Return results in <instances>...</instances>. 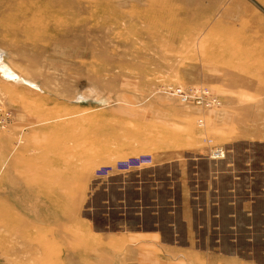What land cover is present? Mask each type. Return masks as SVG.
Masks as SVG:
<instances>
[{
	"label": "rangeland",
	"instance_id": "obj_1",
	"mask_svg": "<svg viewBox=\"0 0 264 264\" xmlns=\"http://www.w3.org/2000/svg\"><path fill=\"white\" fill-rule=\"evenodd\" d=\"M0 61L20 77L0 63V264L129 262L124 241L83 216L78 176L105 162L80 148L95 121H143L147 99L167 104L148 115L178 147L229 155L235 179L221 190L234 183L256 202L251 232L226 247L264 264V0H0ZM178 88L219 104L184 102Z\"/></svg>",
	"mask_w": 264,
	"mask_h": 264
},
{
	"label": "crops",
	"instance_id": "obj_2",
	"mask_svg": "<svg viewBox=\"0 0 264 264\" xmlns=\"http://www.w3.org/2000/svg\"><path fill=\"white\" fill-rule=\"evenodd\" d=\"M105 106L104 116L119 115V105ZM144 107L143 121L103 127L95 121L96 132L88 137L87 146L82 140L81 159L105 165L124 156H157V161L142 169L114 171L106 178L78 176L86 187L83 216L97 234L124 241V248L132 254L123 255L122 260H143L136 264H246L237 247L226 245L236 244L242 225L251 232L249 220L256 197L237 196V187L231 182L221 190L224 175L235 179L229 155L214 158L199 148L178 147L182 142L171 141L167 126L148 115V108L155 113L160 107L162 118L167 104L147 99ZM203 162H207L204 168ZM76 167L73 163L66 169Z\"/></svg>",
	"mask_w": 264,
	"mask_h": 264
},
{
	"label": "built area",
	"instance_id": "obj_3",
	"mask_svg": "<svg viewBox=\"0 0 264 264\" xmlns=\"http://www.w3.org/2000/svg\"><path fill=\"white\" fill-rule=\"evenodd\" d=\"M174 94H177L184 102H193L205 106L219 104L217 97L212 95L208 90H201L198 88H178L175 90ZM224 153V149L219 148L216 150V152H213L212 156L215 158H222L225 157ZM152 162L153 157L150 154H140L138 156H132L126 159L118 160L113 165L101 166L96 170V176L98 178H105L110 176V174L114 171L129 172L134 169L150 166Z\"/></svg>",
	"mask_w": 264,
	"mask_h": 264
},
{
	"label": "bare ground",
	"instance_id": "obj_4",
	"mask_svg": "<svg viewBox=\"0 0 264 264\" xmlns=\"http://www.w3.org/2000/svg\"><path fill=\"white\" fill-rule=\"evenodd\" d=\"M2 61V60H1ZM0 61V63H1V68H2V70H4L5 72V74H7L9 77L10 76H12V77H14V78H16V77H18V78H20L18 75H16L14 72H13V70L11 69V68H9V67H6L5 66V64L3 63V62H1ZM16 75V76H15ZM22 80V79H21ZM219 148H222V147H219ZM222 149H224V148H222ZM214 152H216V150L214 151ZM221 153V152H220ZM213 155V154H212ZM224 155L226 156V154L224 153ZM213 157V156H212ZM215 158V157H214ZM223 158V157H222Z\"/></svg>",
	"mask_w": 264,
	"mask_h": 264
}]
</instances>
